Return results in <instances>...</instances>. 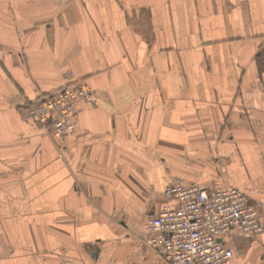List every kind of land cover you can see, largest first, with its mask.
I'll return each instance as SVG.
<instances>
[{
	"label": "crops",
	"instance_id": "crops-1",
	"mask_svg": "<svg viewBox=\"0 0 264 264\" xmlns=\"http://www.w3.org/2000/svg\"><path fill=\"white\" fill-rule=\"evenodd\" d=\"M77 81L63 140L19 120ZM171 177L264 202V0H0V264H170ZM223 241L264 264V232Z\"/></svg>",
	"mask_w": 264,
	"mask_h": 264
},
{
	"label": "built area",
	"instance_id": "built-area-1",
	"mask_svg": "<svg viewBox=\"0 0 264 264\" xmlns=\"http://www.w3.org/2000/svg\"><path fill=\"white\" fill-rule=\"evenodd\" d=\"M93 100L91 87L72 83L24 106L20 117L45 127L53 139L63 140L79 126L78 105ZM165 196L175 205L165 204L148 217L145 244L170 264H231L234 251L225 245L224 237L233 230L247 235L264 232V203L251 201L238 188L212 190L172 177Z\"/></svg>",
	"mask_w": 264,
	"mask_h": 264
},
{
	"label": "rangeland",
	"instance_id": "rangeland-1",
	"mask_svg": "<svg viewBox=\"0 0 264 264\" xmlns=\"http://www.w3.org/2000/svg\"><path fill=\"white\" fill-rule=\"evenodd\" d=\"M72 83H78V84H85V85H88L87 83H84V82H81V81L72 82ZM72 83H67V84H65V85L72 84ZM65 85H64V86H65ZM88 86H89V85H88ZM61 87H63V86H61ZM61 87H59V88H61ZM89 87H91V86H89ZM59 88H58V89H59ZM56 90H57V89H56ZM56 90H55V91H56ZM55 91H52V93L55 92ZM49 94H50V93H49ZM93 102H94V100H93ZM93 102H92V103H93ZM78 107H79V105H78ZM78 112H79V108H78ZM20 113H21V109L19 110V120H20L21 122H24V121L21 120ZM42 127H43V126H42ZM43 128L45 129V127H43ZM45 131L48 133V131H47L46 129H45ZM48 134H49V133H48ZM49 135H50V134H49ZM51 138H52V137H51ZM171 178H172V177H171ZM170 181H171V179H170ZM167 188H168V187H167ZM263 203H264V202H263ZM147 220H148V218H147ZM146 223H147V222H146ZM145 237H146V235H145ZM145 237H144V239H143L144 243H145Z\"/></svg>",
	"mask_w": 264,
	"mask_h": 264
}]
</instances>
